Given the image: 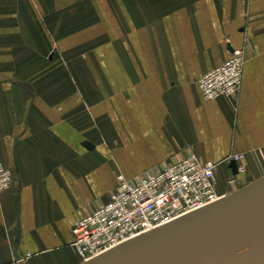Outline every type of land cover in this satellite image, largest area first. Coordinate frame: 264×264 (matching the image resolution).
<instances>
[{"label":"crops","instance_id":"0c3cea01","mask_svg":"<svg viewBox=\"0 0 264 264\" xmlns=\"http://www.w3.org/2000/svg\"><path fill=\"white\" fill-rule=\"evenodd\" d=\"M0 9L21 34L31 18L67 16L66 26L85 28L90 11L113 28L122 17L133 26V52L121 55L133 67L114 70L129 90L112 98L89 90L76 109L85 123L72 119L78 100L52 104L11 80L24 97L10 102L0 79V162L13 171L0 193V264H82L73 224L109 200L118 174L136 178L194 152L217 162L220 194L264 176V0H0ZM241 46L239 93L205 99L198 78ZM102 116L113 120V146L84 134ZM235 154L244 172L232 170Z\"/></svg>","mask_w":264,"mask_h":264},{"label":"built area","instance_id":"2783aa9c","mask_svg":"<svg viewBox=\"0 0 264 264\" xmlns=\"http://www.w3.org/2000/svg\"><path fill=\"white\" fill-rule=\"evenodd\" d=\"M247 52L232 47L230 56L202 74L197 85L207 100L233 97L241 89ZM241 155L229 158L234 172H244ZM217 162L194 152L176 158L155 172L136 178L117 175L109 200L73 224V246L82 262L91 260L133 238L211 205L225 196L217 189ZM232 177L231 184L236 183ZM13 183V171L0 162V193ZM30 255V253H28Z\"/></svg>","mask_w":264,"mask_h":264},{"label":"rangeland","instance_id":"374dc122","mask_svg":"<svg viewBox=\"0 0 264 264\" xmlns=\"http://www.w3.org/2000/svg\"><path fill=\"white\" fill-rule=\"evenodd\" d=\"M90 16V24L85 28L66 26L67 16L31 18V26L21 28L27 33L21 34L14 32L20 26L12 27L17 21L2 18L0 9V31H5L0 32V79H7L5 89L10 94L7 98L19 100L24 97L20 91H11V80H16L36 91L38 98L48 99L52 104L61 106L66 100L73 99L76 105L78 100L79 104L71 112L72 119L85 123L84 115L79 116L76 109L81 104L86 106L87 98H93L91 93L95 96L99 93L100 97L102 93L112 98L114 94L126 91L129 81L125 83L122 80L126 75L115 74L114 70L127 71L123 68L133 67L130 57H121L133 52V26H124L129 21L123 17L119 21L122 25L113 28L94 16L93 11H90ZM131 20L133 24V18ZM9 26L10 30L4 28ZM113 30L116 31L113 33ZM86 69L92 73H86ZM95 126V130L84 134L95 137L99 143L113 146V120L102 116L96 120ZM240 188L235 186L231 191Z\"/></svg>","mask_w":264,"mask_h":264},{"label":"water","instance_id":"95a60500","mask_svg":"<svg viewBox=\"0 0 264 264\" xmlns=\"http://www.w3.org/2000/svg\"><path fill=\"white\" fill-rule=\"evenodd\" d=\"M231 166L236 171L235 161ZM263 263L264 176L82 264Z\"/></svg>","mask_w":264,"mask_h":264},{"label":"bare ground","instance_id":"6f19581e","mask_svg":"<svg viewBox=\"0 0 264 264\" xmlns=\"http://www.w3.org/2000/svg\"><path fill=\"white\" fill-rule=\"evenodd\" d=\"M229 195V194H228ZM225 196H227V195H225ZM222 199V198H221ZM83 263V262H82Z\"/></svg>","mask_w":264,"mask_h":264}]
</instances>
